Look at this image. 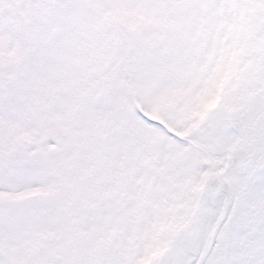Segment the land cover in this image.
Returning <instances> with one entry per match:
<instances>
[{"label": "snow or ice", "instance_id": "1", "mask_svg": "<svg viewBox=\"0 0 264 264\" xmlns=\"http://www.w3.org/2000/svg\"><path fill=\"white\" fill-rule=\"evenodd\" d=\"M0 264H264V0H0Z\"/></svg>", "mask_w": 264, "mask_h": 264}]
</instances>
